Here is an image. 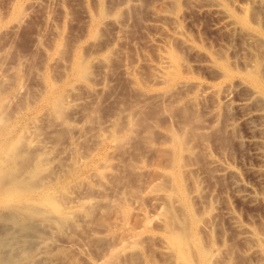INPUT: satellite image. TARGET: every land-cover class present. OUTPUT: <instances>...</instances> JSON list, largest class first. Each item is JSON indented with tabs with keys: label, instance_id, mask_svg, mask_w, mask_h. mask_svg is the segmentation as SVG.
<instances>
[{
	"label": "rangeland",
	"instance_id": "rangeland-1",
	"mask_svg": "<svg viewBox=\"0 0 264 264\" xmlns=\"http://www.w3.org/2000/svg\"><path fill=\"white\" fill-rule=\"evenodd\" d=\"M0 192V264H264V0H0Z\"/></svg>",
	"mask_w": 264,
	"mask_h": 264
},
{
	"label": "bare ground",
	"instance_id": "bare-ground-1",
	"mask_svg": "<svg viewBox=\"0 0 264 264\" xmlns=\"http://www.w3.org/2000/svg\"><path fill=\"white\" fill-rule=\"evenodd\" d=\"M18 187V186H17ZM16 188V187H15ZM14 188V189H15ZM13 189V190H14ZM12 190V191H13ZM10 194V193H9ZM7 194V193H1L0 192V202H3L4 200H6V199H8L9 200V198H10V196L11 197H13V198H11L12 200H16V199H18V194H16V193H12V194ZM182 240H184V239H182L181 237L180 238H174V244L179 248V247H181V245H182V243H183V241ZM184 244V243H183ZM13 258V257H12ZM16 259V258H15ZM9 262V261H8ZM203 264H206V263H203Z\"/></svg>",
	"mask_w": 264,
	"mask_h": 264
}]
</instances>
